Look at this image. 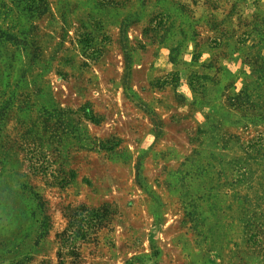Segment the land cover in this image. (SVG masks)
Listing matches in <instances>:
<instances>
[{"label": "rangeland", "instance_id": "374dc122", "mask_svg": "<svg viewBox=\"0 0 264 264\" xmlns=\"http://www.w3.org/2000/svg\"><path fill=\"white\" fill-rule=\"evenodd\" d=\"M0 264H264V0H0Z\"/></svg>", "mask_w": 264, "mask_h": 264}]
</instances>
